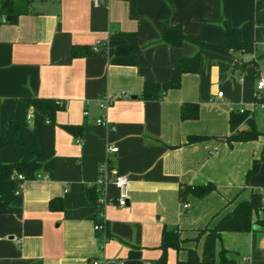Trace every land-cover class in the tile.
<instances>
[{"label": "crops", "instance_id": "0c3cea01", "mask_svg": "<svg viewBox=\"0 0 264 264\" xmlns=\"http://www.w3.org/2000/svg\"><path fill=\"white\" fill-rule=\"evenodd\" d=\"M6 16L0 14V135L11 120L24 118L19 136L29 143L3 148L0 162L31 161L38 151L42 165L33 179H0V195L9 205L0 213V264H160L165 229L179 237L165 250V264H176L190 249L201 256L204 235L194 241L199 230L213 227L252 191L261 193L264 205V165L245 182L263 137L227 140L238 101L251 92L253 103L256 94L264 99V87L248 91L241 77L228 81L229 68L234 76L233 65L253 54L204 50L199 72L183 74L179 88L156 99L141 96L144 83L168 82L175 60L196 52L188 43L161 40L171 26L216 44L224 39L226 20L254 42V56L264 50V0H111L100 6L92 0H32L15 21ZM111 42L137 51L118 54ZM72 48L81 54L73 56ZM87 48L91 53H84ZM31 97L60 100L64 107L50 122L26 106ZM104 98L111 103L101 110ZM184 103L199 105L197 119L180 118ZM66 125L76 127L69 131ZM193 135L208 138L188 143ZM107 145L117 152L107 155ZM106 159L128 179L123 207L101 203L97 181ZM208 182L215 191L179 199L183 185ZM105 191L112 199L118 194L110 182ZM88 192L97 193L96 203ZM183 203L189 206L183 209ZM253 219L264 221V207ZM96 223L103 229L95 230ZM215 247L213 264H221V249L227 264H264V224L224 232Z\"/></svg>", "mask_w": 264, "mask_h": 264}, {"label": "trees", "instance_id": "16d2710c", "mask_svg": "<svg viewBox=\"0 0 264 264\" xmlns=\"http://www.w3.org/2000/svg\"><path fill=\"white\" fill-rule=\"evenodd\" d=\"M5 0H0V14H7L11 16L8 22H13L18 15L27 13L30 9L32 0H8V9L2 7ZM224 27V39L216 44H210L201 39L199 35L185 34L182 32L179 26H171L167 29L162 37V41L172 45L179 46L183 43H188L196 47V52L187 57H181L176 59L173 64L172 78L159 85L157 83H144L141 91V96L144 99H156L162 92H166L171 89H177L181 85L182 75L185 73H198L200 70V58L201 52L204 50L213 52L223 56L235 55H250L253 54L251 60H241L239 63H235L233 66L235 69L242 71L248 63L255 65V44L252 41L243 39L241 29L232 26L228 21H221ZM264 25V21L260 22ZM110 45L114 46L115 51L118 54L126 55L137 51L134 46L127 45L122 42H111ZM73 56L80 55V51L76 48L71 49ZM85 54L91 53V49L87 48ZM256 71V70H255ZM257 75V72L254 74ZM24 102L27 107L32 106L37 112L42 114L50 122L55 118L57 111L62 110L64 102L56 99H43L37 97L25 98ZM254 103H264V99L255 95ZM254 109L251 113L249 110H245L240 113L238 110L231 112L229 115V127L231 135L227 138L228 142L240 141L248 142L257 140L259 137L264 139V130L259 131L255 126V118L253 116ZM250 114V115H249ZM199 116V105L195 103H184L181 106L180 118L197 119ZM25 124V119L19 121L11 120L8 124L5 134L0 135V151L7 147L12 146L14 148L26 147L29 141L19 136L21 128ZM264 125V122H263ZM76 125H66V130L72 131ZM207 136L193 135L187 139L188 143L199 142L207 139ZM34 159L31 161L15 162V163H1L0 162V179L6 180L14 178L17 174H22L23 180L33 179L38 176V172L41 169L42 161L38 155V151L34 152ZM264 158V146L260 153V156L253 160L251 167L245 174V182L255 176L261 167L262 160ZM216 190L215 184L208 182L201 185H189L185 184L179 188V199L183 202L187 195H193L197 198H202L212 191ZM90 198L96 203V194L88 192ZM8 203L4 201L0 195V213L8 210ZM264 207L262 202V196L260 192L252 191L250 197L247 200L238 201L232 210L225 213L213 227H205L199 230L198 235H204V241L202 245L201 256L197 254L194 249L188 251V257L185 260H178L176 264H213L216 256V243L221 239L224 232H250L254 229V225L261 226L264 224L263 220H254L253 215ZM179 242L178 234L173 230L165 229L162 233L161 247L164 253L159 258L160 264H165V250L168 247L176 246ZM226 250L221 249L219 251V262L221 264H227L230 261L226 258Z\"/></svg>", "mask_w": 264, "mask_h": 264}, {"label": "built area", "instance_id": "2783aa9c", "mask_svg": "<svg viewBox=\"0 0 264 264\" xmlns=\"http://www.w3.org/2000/svg\"><path fill=\"white\" fill-rule=\"evenodd\" d=\"M111 0H92L93 4L96 6L100 5H107ZM264 87V76H259L258 81L256 84L257 91L261 90ZM218 95H221V92L218 93ZM257 95V94H256ZM258 96V95H257ZM111 103V101L108 98L102 99L98 106L101 110H104L107 108V106ZM258 108H264V103H253L252 109L250 110L251 113L254 109ZM240 113L244 112L246 109L244 108H238L237 109ZM86 114V111H85ZM250 115V114H249ZM32 114H29V117H31ZM96 122L98 124L102 123L101 119H97ZM110 129L113 128L112 126H108ZM118 148L115 145H107L106 146V153L108 154H115L117 152ZM18 180H23L22 174H17L15 176ZM98 184L101 186L100 189V196H101V203L103 205H109V204H116L119 207H123L127 204L128 201V179L126 175H123L117 171V169L113 168L108 164V159L105 160L104 163L100 164L99 166V178H98ZM112 183L115 188L118 191L117 196L112 199L110 196L107 195L105 191V186L107 183ZM188 203H183L182 207L183 209H186L188 207ZM102 223H96L94 228L95 230H101L103 229ZM84 264H104L103 261H100L98 259H91L86 261Z\"/></svg>", "mask_w": 264, "mask_h": 264}, {"label": "rangeland", "instance_id": "374dc122", "mask_svg": "<svg viewBox=\"0 0 264 264\" xmlns=\"http://www.w3.org/2000/svg\"><path fill=\"white\" fill-rule=\"evenodd\" d=\"M262 44H264V42H262ZM236 57H240L239 54L238 55H235ZM241 58V57H240ZM245 61H249L251 60V58H249V56H247L246 58H244ZM255 64L257 66V68L259 69L260 71V75L261 76H264V50L262 49V46L261 48H259V51L257 52L256 56H255ZM252 63H248L246 65V67L242 70V71H235L234 72V76H232V70L233 68H229V77H228V81H237V82H240V77L242 78V82H243V85L246 86L248 88V91H250L252 88L255 89V86L257 84V81H258V76H254L253 75V67H252ZM226 72H223V75L225 74ZM223 75L221 78H223ZM232 76V77H231ZM221 92H223V89L221 90ZM260 94L264 97V88L262 91H260ZM239 105L236 107L237 109L240 107V108H252L253 106V99H252V92L249 93V96L246 97L245 99L243 100H239ZM250 111V110H249ZM263 122H264V109H258L255 113V126L257 128V130L259 131H263L264 130V125H263ZM264 165V159L262 161V164H261V167H263ZM203 235H198L194 238V241L197 242V240ZM226 236H223V240ZM226 239V238H225ZM222 240V241H223ZM225 243V242H224ZM223 243V244H224Z\"/></svg>", "mask_w": 264, "mask_h": 264}, {"label": "water", "instance_id": "95a60500", "mask_svg": "<svg viewBox=\"0 0 264 264\" xmlns=\"http://www.w3.org/2000/svg\"><path fill=\"white\" fill-rule=\"evenodd\" d=\"M8 5H9L8 0H5L2 7H6L8 9ZM10 19H11V16L7 15L5 20H10Z\"/></svg>", "mask_w": 264, "mask_h": 264}]
</instances>
